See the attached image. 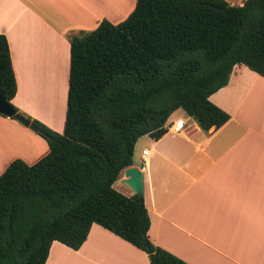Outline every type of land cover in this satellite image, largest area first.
<instances>
[{
    "label": "trees",
    "instance_id": "obj_1",
    "mask_svg": "<svg viewBox=\"0 0 264 264\" xmlns=\"http://www.w3.org/2000/svg\"><path fill=\"white\" fill-rule=\"evenodd\" d=\"M69 42L66 114L56 132L12 103L17 81L0 33V91L49 146L33 164L15 158L0 174V264H45L54 240L78 249L92 223L151 264H189L149 239L143 198L113 183L133 164L136 141L160 138L177 109L203 131L229 119L209 96L236 64L264 76V0H135L124 20L102 19Z\"/></svg>",
    "mask_w": 264,
    "mask_h": 264
},
{
    "label": "crops",
    "instance_id": "obj_2",
    "mask_svg": "<svg viewBox=\"0 0 264 264\" xmlns=\"http://www.w3.org/2000/svg\"><path fill=\"white\" fill-rule=\"evenodd\" d=\"M241 5L245 0H226ZM135 0H0V33L8 41L17 92L12 103L62 132L67 107L69 35L116 24ZM230 117L203 131L188 119V132L141 136L133 164L143 174L149 239L189 264H264V76L236 64L226 85L209 96ZM146 149V161L142 150ZM47 141L0 114V174L15 158L33 164ZM123 171V170H122ZM113 186L135 194L122 181ZM45 264H151L147 254L92 223L78 249L54 240Z\"/></svg>",
    "mask_w": 264,
    "mask_h": 264
},
{
    "label": "water",
    "instance_id": "obj_3",
    "mask_svg": "<svg viewBox=\"0 0 264 264\" xmlns=\"http://www.w3.org/2000/svg\"><path fill=\"white\" fill-rule=\"evenodd\" d=\"M225 10L226 8H220ZM0 114L8 117H12L21 124L31 128L33 131L38 130V126L34 124L31 119L27 118L23 114L17 112L4 98L0 91ZM122 181L127 184L132 191L142 198L143 196V174L139 166L132 164L127 166L122 171Z\"/></svg>",
    "mask_w": 264,
    "mask_h": 264
},
{
    "label": "built area",
    "instance_id": "obj_4",
    "mask_svg": "<svg viewBox=\"0 0 264 264\" xmlns=\"http://www.w3.org/2000/svg\"><path fill=\"white\" fill-rule=\"evenodd\" d=\"M187 125H188V119L177 117L169 122L167 125V130H171L175 133H187ZM148 154V151L146 149L142 150V161H146V155Z\"/></svg>",
    "mask_w": 264,
    "mask_h": 264
},
{
    "label": "rangeland",
    "instance_id": "obj_5",
    "mask_svg": "<svg viewBox=\"0 0 264 264\" xmlns=\"http://www.w3.org/2000/svg\"><path fill=\"white\" fill-rule=\"evenodd\" d=\"M178 116H179V115L176 113V114L173 115L172 118L175 119V118H177ZM52 130H53V129H52ZM54 131H56V130H54ZM56 132H59V131H56Z\"/></svg>",
    "mask_w": 264,
    "mask_h": 264
}]
</instances>
